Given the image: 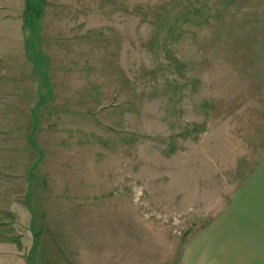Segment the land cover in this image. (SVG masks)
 I'll use <instances>...</instances> for the list:
<instances>
[{"label": "rangeland", "instance_id": "374dc122", "mask_svg": "<svg viewBox=\"0 0 264 264\" xmlns=\"http://www.w3.org/2000/svg\"><path fill=\"white\" fill-rule=\"evenodd\" d=\"M40 1L0 0V264H173L237 188L264 218V0Z\"/></svg>", "mask_w": 264, "mask_h": 264}, {"label": "crops", "instance_id": "0c3cea01", "mask_svg": "<svg viewBox=\"0 0 264 264\" xmlns=\"http://www.w3.org/2000/svg\"><path fill=\"white\" fill-rule=\"evenodd\" d=\"M262 174L256 177L264 182ZM238 195L237 188L224 209L215 213L207 225L188 235V242L173 264H264V218L258 216L263 209L252 214L251 223L235 220L239 211L231 209V203Z\"/></svg>", "mask_w": 264, "mask_h": 264}, {"label": "trees", "instance_id": "16d2710c", "mask_svg": "<svg viewBox=\"0 0 264 264\" xmlns=\"http://www.w3.org/2000/svg\"><path fill=\"white\" fill-rule=\"evenodd\" d=\"M40 4H41L40 0L39 1H35V2L32 1V0H25V2H24V5H25V7H24L25 13L23 11L24 16H25L24 23L26 24V23L31 21L30 22V24L32 26L31 28H33V29L36 27V25H34L35 21H32L33 18H29V16L30 17H33L34 15L37 16V13H38V12L36 13L37 9H40V12H41L42 6ZM192 5L193 4L187 0L186 4L182 5L181 7H179V9L177 11H175L174 19L177 20L180 15L191 14V10L190 9H191ZM160 8L166 9L165 6H163V5L160 6ZM192 8L195 10L194 14L200 12L199 10H196L194 7H192ZM34 9L36 11H34ZM157 16H158V18H160L162 16V14H160V10H159V12H157L156 17ZM36 23H37V21H36ZM172 30H176L174 25L172 27H170L169 32L173 33Z\"/></svg>", "mask_w": 264, "mask_h": 264}]
</instances>
